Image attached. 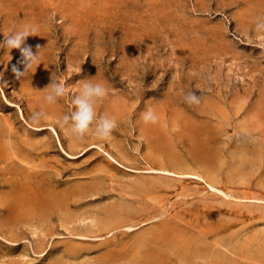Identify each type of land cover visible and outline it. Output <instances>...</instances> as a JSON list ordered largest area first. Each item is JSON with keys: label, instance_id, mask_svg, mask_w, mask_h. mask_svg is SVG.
Instances as JSON below:
<instances>
[{"label": "rangeland", "instance_id": "374dc122", "mask_svg": "<svg viewBox=\"0 0 264 264\" xmlns=\"http://www.w3.org/2000/svg\"><path fill=\"white\" fill-rule=\"evenodd\" d=\"M257 18L264 0H0V42L35 28L40 48L20 79L0 48V264H264ZM85 79L109 88L107 140H75L69 96L44 100Z\"/></svg>", "mask_w": 264, "mask_h": 264}, {"label": "clouds", "instance_id": "9594fccd", "mask_svg": "<svg viewBox=\"0 0 264 264\" xmlns=\"http://www.w3.org/2000/svg\"><path fill=\"white\" fill-rule=\"evenodd\" d=\"M256 30L264 31V20L257 18ZM35 31V28L25 27L7 36L3 42H0V48L18 49L21 53V63L24 65V70L21 71L16 66L12 68L17 79L26 76L33 65L38 63L40 56L39 46L37 52L33 53L31 46L26 45V39L29 36H33ZM79 84L78 94L71 95L69 92V89L72 88L71 86L51 80V83L42 90L47 92L44 100L48 105H52L57 102L58 98L69 96L74 110L63 115L58 120V125L61 128H65L75 140H83L89 133L94 134L99 139H109L117 127V121L114 117L106 114L98 116L96 112L98 101L107 97L109 88L104 83H93L91 79L80 81ZM184 99L189 105H199L201 103V97L197 96L195 92H188L185 94ZM141 117L145 123L153 125L159 121L156 111L151 106L146 108ZM47 118V113L44 111L35 112L31 116L33 123L46 120Z\"/></svg>", "mask_w": 264, "mask_h": 264}, {"label": "bare ground", "instance_id": "6f19581e", "mask_svg": "<svg viewBox=\"0 0 264 264\" xmlns=\"http://www.w3.org/2000/svg\"><path fill=\"white\" fill-rule=\"evenodd\" d=\"M175 162V161H174ZM151 171H154V170H151ZM160 172H166V173H170V174H173L174 172H170V171H167V170H165V171H160Z\"/></svg>", "mask_w": 264, "mask_h": 264}]
</instances>
